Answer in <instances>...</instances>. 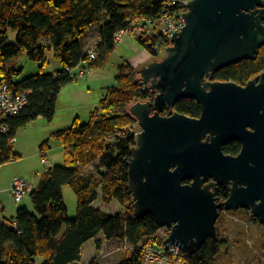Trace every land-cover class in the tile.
<instances>
[{"label":"trees","instance_id":"16d2710c","mask_svg":"<svg viewBox=\"0 0 264 264\" xmlns=\"http://www.w3.org/2000/svg\"><path fill=\"white\" fill-rule=\"evenodd\" d=\"M172 1L0 0V83H7L15 93L32 90L20 113L0 121V165L20 157L10 140L23 126L39 117L50 122L54 119L61 89L77 79L68 69L83 63L91 68L104 66L116 48L115 33L126 27L129 19L178 14L182 7L172 6ZM93 27L97 29V55L90 59L85 38ZM136 40L154 55L160 54L154 50L156 41L165 49L172 44L165 37L154 43L142 36ZM50 51L61 64L56 72H45ZM23 55L39 63V70L17 79L23 67L12 61ZM263 71L264 46L253 58L224 67L208 79L245 85ZM155 95L156 90L144 82L138 68L124 62L117 69L115 83L105 88L98 105L90 112L89 121L77 118L41 143L40 149L47 150L50 138L59 140L66 165L49 166L41 174L29 194L33 210L22 206L14 217H0V264H37L38 260L40 264L81 262L84 246L91 241L96 255L110 244H126L130 256L118 264H142L145 243H164L158 238L163 227L155 217H140L135 211L129 162L137 136L132 133L115 143L109 140L111 133L138 123L130 112L133 103L153 100ZM175 111L199 117L202 105L196 98L186 97L173 108L165 107L162 114ZM3 124L8 126L7 131H2ZM241 147L239 141L232 140L224 146V152L237 155ZM94 163V170L86 173L84 169ZM66 184H71L77 194L75 216L70 215L63 195ZM214 194L218 200H225L229 189L219 185ZM232 211H246L252 216L248 208ZM218 222L219 219L217 229ZM226 243L218 230L217 237H208L194 253L182 250L177 259L183 264H216ZM96 255L88 264H99Z\"/></svg>","mask_w":264,"mask_h":264},{"label":"water","instance_id":"95a60500","mask_svg":"<svg viewBox=\"0 0 264 264\" xmlns=\"http://www.w3.org/2000/svg\"><path fill=\"white\" fill-rule=\"evenodd\" d=\"M183 5L168 54L139 70L156 95L130 107L141 133L129 178L137 215L154 216L169 229L164 244L191 254L217 237L223 210L248 208L264 225V71L245 85L208 79L264 46V0ZM186 97L201 103L199 117L162 114ZM232 140L242 145L237 155L224 152ZM219 185L229 189L225 200L215 197Z\"/></svg>","mask_w":264,"mask_h":264},{"label":"rangeland","instance_id":"374dc122","mask_svg":"<svg viewBox=\"0 0 264 264\" xmlns=\"http://www.w3.org/2000/svg\"><path fill=\"white\" fill-rule=\"evenodd\" d=\"M92 31L94 30L90 32ZM93 33H95V31ZM13 38L14 32L11 31V40H13ZM96 39L94 34L85 38L86 47L89 48L91 45H94ZM133 44L135 46H133ZM167 54V50L163 49L160 54L154 55L139 45L132 34L126 35L124 45H118V50L115 54L109 56L104 66L90 68L88 70L86 67L84 68V70L87 71L85 76L86 79L84 76H79L76 80L67 84V86H69L85 82L91 83V85L85 86L80 84L79 89L74 94L69 93L67 88L64 90L61 101L67 104L73 100L71 102L76 104L74 105L76 108L73 110L70 109L69 112L65 113L59 112V116L56 118L55 122H62L65 114L67 118V116H71L75 113V110H77L76 112H78L81 122L89 121L90 112L94 108L90 109L84 106L83 103L98 102L102 93L100 84L102 80L113 76L116 72V64L118 61L121 62L124 59L128 60L140 70L144 66L146 67L155 61L163 59ZM48 56L49 63L45 67V72H54L61 67V64L54 57L53 51H50ZM12 63L23 67V72L19 77H16L17 79L34 74L39 70V63L31 61L26 55L14 59ZM76 71H78V69ZM92 74L96 75L92 76ZM88 86L92 89L89 90ZM51 122L46 119L42 121L36 119L29 122L18 131L16 135L17 139L13 142V147L15 152L20 154V157L0 165V180L4 181L15 175H21L29 182L34 183L39 177V174L44 172L49 166L66 165L64 149L60 141L55 138H50L52 148H48L47 150H49V152L42 155L44 150L42 151L40 149V145L45 140V136H47L44 133L43 124L51 125ZM133 125V130L137 134L140 127L137 123ZM43 157L47 160L46 164L42 161ZM95 166L96 163L84 170L86 173H90L94 170ZM63 195L70 215L75 216L77 210V194L74 187L71 184L64 185ZM0 198L4 200L1 193ZM5 201L7 207L5 210L1 211V215L6 218L14 217L17 209L22 206H26L30 210H33L29 195L20 203H16L12 194L8 192L6 193ZM252 217L253 216H249L246 211L225 212L223 210L221 212L218 230L220 235L226 238L227 243L224 245L223 251L216 264H264V225L260 223L257 218ZM168 234L169 229L163 227L158 238L165 240ZM151 241L155 243L154 240ZM128 247L129 246L126 244H110L96 255L95 244L91 241L84 246L82 260L85 264H88L93 256L96 255L95 258L100 264H118L120 261L130 256V249H128ZM37 264H40V260H38Z\"/></svg>","mask_w":264,"mask_h":264},{"label":"built area","instance_id":"2783aa9c","mask_svg":"<svg viewBox=\"0 0 264 264\" xmlns=\"http://www.w3.org/2000/svg\"><path fill=\"white\" fill-rule=\"evenodd\" d=\"M190 0H173L170 4H180L182 10L178 14H163L156 18H146V17H135L128 20V25L115 33V41L116 43L123 42L126 35L132 34L135 39L137 36H142L145 39L149 40L150 43H154L156 39L172 38L173 32L175 30L180 31L184 26L185 22L182 17V13H184L186 9V5ZM172 5V6H173ZM96 41L94 45H91L87 49V53L90 59H95L97 55V45ZM165 49L161 47L160 43L156 41L154 46V50L157 53H161V51ZM167 50V48H166ZM85 67L79 65L74 69H68L70 74L78 78L79 76H85L86 70ZM78 69V71H76ZM32 90H23L18 93L13 92L7 83H0V121L6 119L8 117L17 115L22 111L25 105L28 103L29 94ZM140 127V125L137 123ZM134 125H129L121 130H117L109 135V140L112 143L119 142L122 139H126L134 133L135 136H139L141 133V127L139 132L136 134L133 130ZM2 131H7L8 126L3 124L1 127ZM16 137L12 138L10 142L16 141ZM42 155H45L42 152ZM43 163H47V160L43 157ZM33 183L29 182L22 176H14L11 182L10 191L12 197L16 203H20L26 196L30 194L33 190ZM2 207L0 206V217ZM227 212L226 210H224ZM166 247V248H165ZM182 249L174 244H167V246L163 243L159 245L152 241H148L143 245V261L142 264H183L178 261L177 257L180 254Z\"/></svg>","mask_w":264,"mask_h":264},{"label":"crops","instance_id":"0c3cea01","mask_svg":"<svg viewBox=\"0 0 264 264\" xmlns=\"http://www.w3.org/2000/svg\"><path fill=\"white\" fill-rule=\"evenodd\" d=\"M92 30H94L95 31V33H93L94 31H92V32H90L89 34H87L88 36L87 37H89V36H91L92 34H94V37H96V27H93L92 28ZM86 37V38H87ZM124 42H125V39H124V41L123 42H120V43H118V44H116V48H115V50L109 55V56H112L113 54H115V52L118 50V45L119 44H122V45H124ZM85 44H86V41H85ZM133 46H135L134 44H133ZM109 58V57H108ZM124 62H130V61H128V60H122L121 62H117V64H116V72L113 74V76L112 77H110V78H108V79H105V80H102V82H101V84H100V89H101V91H102V93H101V97H102V95H103V93H104V91H105V88H107V87H109V86H112L114 83H115V76H116V74H117V69H118V67L122 64V63H124ZM131 63V62H130ZM81 66H84L85 68L87 67V70L88 69H90L91 67L89 66V64L88 63H83ZM61 68V67H60ZM60 68H58V69H56L54 72H56L57 70H59ZM37 73V72H36ZM86 73H87V71H86ZM93 75H96V74H92V76ZM86 76V75H85ZM84 76V77H85ZM80 77H82V76H80ZM85 79H86V77H85ZM80 84H83L84 86L85 85H91V83H89V82H85V83H80ZM80 84H73V85H69V86H67V85H65L62 89H61V91H60V93H59V95H58V100H57V106H56V113H55V117H54V119L52 120V122H51V125H44L43 124V128H44V130H45V135H47V136H45L46 138H48V137H50V135H51V133L52 132H54L55 130H58V129H61V128H65V127H67V126H69V125H71L73 122H74V120H76L77 118H79V120L81 121V119H80V116H79V114H78V112H76L77 110H75V113H73L71 116H67V118L65 117V115H64V119H63V121L62 122H55V120H56V118H58V114H59V112H63V113H65V112H69V110L70 109H75L76 107L74 106V105H76L74 102H71V101H73V100H71L70 102H68L67 104H65V103H63L61 100H62V98H63V92H64V90L67 88L68 89V92L69 93H71V94H74V93H76L77 92V90L79 89V87H80ZM88 89L90 90V89H92L91 87H89L88 86ZM101 97L99 98V100H98V102L96 101V102H89V103H83L84 104V106H86V107H88V108H90V109H92V108H95L97 105H98V103H99V101H100V99H101ZM63 105V106H62ZM78 106H80V105H78ZM79 108V107H78ZM43 119H45V118H43V117H39V118H37V120H43ZM45 138V139H46ZM14 146V145H13ZM49 148H52L51 147V144H50V141H49ZM43 151V150H42ZM49 152V150H44V153L45 154H47ZM18 154V153H17ZM20 155V154H19ZM52 166V165H51ZM53 166H55V165H53ZM43 173V172H42ZM42 173H40L39 174V177L37 178V180L33 183V185L34 186H36L37 184H38V182H39V179H40V176H41V174ZM16 176V175H15ZM18 176H21V175H18ZM14 177V176H13ZM13 177H11V178H9V179H6V180H4V181H2V180H0V193L3 195V199L4 200H2L1 198H0V206L2 207V210H5L6 209V207H7V205H6V201H5V197H6V193H8V192H10L11 193V191H10V186H11V182H12V179H13ZM72 264H85L84 262H83V260L81 261V262H74V263H72ZM100 264V263H99Z\"/></svg>","mask_w":264,"mask_h":264}]
</instances>
